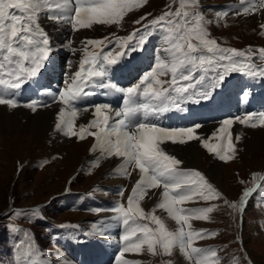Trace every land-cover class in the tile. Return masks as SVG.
Segmentation results:
<instances>
[{
	"label": "snow or ice",
	"instance_id": "snow-or-ice-1",
	"mask_svg": "<svg viewBox=\"0 0 264 264\" xmlns=\"http://www.w3.org/2000/svg\"><path fill=\"white\" fill-rule=\"evenodd\" d=\"M148 0H0V106L9 109L25 107L35 113L38 108L59 107L54 128L65 137H76L83 141L95 138L92 152L99 153L93 161L99 166L102 160L115 158L119 161L114 175L131 177L137 172L138 179L127 197L126 204L118 199L110 211L114 214L102 226L83 233V241L116 242L120 246L115 256L116 264H141L140 261L123 259L126 253L172 255L178 250L190 264H219L217 250L203 249L194 243L215 236L204 229L197 230L192 221H209L214 206L191 208L188 203L213 201L222 194L199 171L183 169L182 161L169 154L166 143L185 145L199 141L208 153L222 162L236 158L237 143L241 135L233 138V126L240 125L264 128V112L247 113L243 116L226 118L209 138L198 134L200 124L187 127H165L161 121L173 113H183L191 103L200 105L213 99L214 95L227 86L232 74L246 78L264 80V47L237 50L222 47L210 38L207 25L213 23L198 11L199 0H180L176 11H166L163 15L142 24L147 14L134 23L142 25L126 37L86 39L81 47L74 48L70 36L82 29L94 26L120 25L125 16L134 9L143 7ZM244 5L233 12L236 16H250L264 12V0H239ZM228 15V11L216 14L215 22ZM46 19L57 29L66 27L69 38L62 45L70 55L82 54L78 70L68 74L72 61L66 62V78L63 87L49 91L41 88L38 96L48 100L32 99L21 102L18 97L25 85L38 83L42 72L54 67L56 46L41 24ZM264 29V24L260 25ZM153 35L161 41L153 58L150 70L143 72L137 83L118 86L114 77L124 71L144 49ZM91 46L92 50H89ZM162 77H167L162 79ZM96 90H100L97 92ZM105 98L120 95L122 105L114 109L107 99L89 104L84 108L77 105L94 95ZM243 100L250 95L247 87L242 90ZM91 108L95 118L77 127V116ZM215 142H211L212 139ZM264 176L253 174V187L246 188L239 204L225 201L232 209L243 213L249 199L264 188ZM152 190H160L158 203L146 212L141 202ZM123 198L125 189L118 190ZM152 195H156L152 192ZM163 210L178 226L170 230L165 219L156 215ZM99 212L100 210H96ZM32 221L42 219L39 208L14 209L8 216ZM115 223L122 233L118 240L110 234L109 223ZM12 232H23L28 241L27 251L17 264H43L33 256V246L28 230L8 225ZM63 227V225L61 226ZM24 241L17 245L19 249ZM39 253H37L38 255ZM57 264H74V261L58 259ZM166 264H173L169 261ZM238 264V261H237Z\"/></svg>",
	"mask_w": 264,
	"mask_h": 264
},
{
	"label": "rangeland",
	"instance_id": "rangeland-1",
	"mask_svg": "<svg viewBox=\"0 0 264 264\" xmlns=\"http://www.w3.org/2000/svg\"><path fill=\"white\" fill-rule=\"evenodd\" d=\"M211 2H214V0H211ZM178 5V0H148L143 7L128 13L120 25L94 26L93 29H82L74 34L73 38L82 42L80 38L82 36H99L100 39H103L106 35L113 39L115 37H126L135 29L142 27V25L134 23L140 17L151 14L147 15V19L142 22V24H148L149 21L163 15L166 11H175ZM216 14L215 11L210 10L204 12V15L209 19H214ZM261 23L264 24V15L263 17L260 14L247 17L231 15L225 18L223 22L219 21V24H208L207 29L210 38L216 39L222 47H228V43L236 45L262 44L264 42V29L260 28ZM64 29L66 27L52 30L56 36L50 38L52 43L60 48L55 54L62 56L61 61L66 65V62L70 60L68 57L70 54L61 44ZM77 41H74V44H77ZM79 46L81 47V45ZM74 48L79 47L75 45ZM80 55V52L72 55L71 69H78ZM68 74H72V72L70 71ZM61 75V79L64 80L66 72L61 73ZM63 80H61L60 86L63 85ZM60 106L62 105H58V108ZM38 120H29L26 127L17 126L20 123L16 122L0 131V264H17V261L27 251L28 241L25 240L23 232H12L7 227L8 225H15L28 230L34 249L33 256L28 257V259L35 258L43 261V264H57L58 259H66L67 257L72 261L76 259L77 264H86V258L88 261L93 262H96L94 260L97 259L101 260L105 256L114 259L120 246L116 242L110 241L102 244V242H94L91 239L92 242L84 243L77 242V239L73 241V239L78 234L76 230L85 233L87 228L89 231L90 227L93 226L90 222L91 219H96V223L99 224L103 214L110 213L112 217L114 214L110 209L118 199L126 204L127 197L139 178L138 174L134 175L132 173L129 178L115 180L114 169L110 172L105 170V160H102L99 166L93 165L95 159L92 158V161L87 160V157L92 156L88 153V149H91L90 144H93L91 136L83 141L78 140L76 137H65L59 132L54 136L52 131L55 128H49L47 125L41 126ZM42 120L46 121L48 125L51 123L47 115ZM76 123L77 127L80 124H87L83 123L79 116H77ZM219 126L220 123L203 125L198 131L203 128L209 129V131L206 129L201 134V136L207 138L209 132ZM239 126L243 125L238 124L232 129L234 143H236L235 136L240 135L237 131L240 128ZM257 128L260 131L256 130L255 132L260 133V135L256 136L251 142H248L249 140L243 141L241 135V139L237 143L236 158L230 162L218 160L208 153L199 141H195L200 150L197 155L200 158L197 157L196 162L194 156L192 157L194 162H188L179 153H171L166 149L167 146H163L169 154L176 156L183 162L181 167H198L208 176V181L212 180L221 190V198L210 204V206H214V211L209 214L210 220L192 221L195 229L200 230L203 226L207 232L216 233L215 236H210L195 243L207 245L202 247L204 249L214 250H216L214 246L216 245L219 264H237V261L238 264H264V198L262 196L264 188L258 190V193L250 198H253V202L247 203L243 213L232 209L225 203V201H228L239 204L244 190L253 187V174L264 176V129ZM22 129L25 133H20ZM247 138L250 139V134ZM98 156L99 153L96 158ZM42 157L45 158L44 162L40 161ZM212 160L218 164L219 179H216L215 174L212 173V167L215 165V163L211 164ZM37 161L43 166L37 165ZM84 162H87V164L83 165ZM76 171L78 174H76ZM106 174L108 176L104 177ZM111 184H114V186H111ZM66 187H73L75 188L74 191L78 192L90 188L87 193L93 192L90 196L92 203L86 202L84 205L94 207V210L92 209V213L95 214L93 218L89 217L92 214L88 210L74 204L72 197L65 198V202L71 205L69 207L63 206L61 197L57 195ZM121 188L125 189L123 198H119L117 195L118 190ZM159 191L155 192L153 190L156 195H152V192H150L151 194L149 193L145 200L141 202V206L146 212H150L158 203L156 200ZM108 200L112 202L109 205L106 204ZM198 204L194 202L184 206L198 208ZM32 208H39L43 218H34L32 221L25 218H8L14 209ZM98 209L99 212L96 211ZM157 211L163 210L157 209ZM164 219L167 221L165 223L170 230H176L178 226L173 220L170 218ZM62 225L63 227H61ZM109 229L110 234L118 240L117 233H122V229L118 227H109ZM55 230L62 231V241L56 239L58 233ZM82 237H79V240L83 241L84 238ZM67 239L68 241L65 242ZM22 240L24 244L18 249L17 245ZM81 244L88 247L90 252L87 253L85 250H81ZM100 244L104 246V251L100 252ZM66 246L68 249H65ZM74 247L77 252L70 254L71 250H75ZM37 253L39 254L37 255ZM69 258L68 260H70ZM124 259L140 261L141 264H166L169 261L173 264H190L178 250H175L172 255L165 256H153L147 252L143 254L126 253ZM111 262L116 264L114 261Z\"/></svg>",
	"mask_w": 264,
	"mask_h": 264
},
{
	"label": "bare ground",
	"instance_id": "bare-ground-1",
	"mask_svg": "<svg viewBox=\"0 0 264 264\" xmlns=\"http://www.w3.org/2000/svg\"><path fill=\"white\" fill-rule=\"evenodd\" d=\"M234 3H235V0H234ZM258 14H260V16L263 17L264 12H261V13H258ZM258 14H255V15H258ZM54 28H55V26H54ZM30 93H31V91H29V94ZM58 110H59L58 105H52L51 107H45V108H38V110L35 113H33L30 109H27L25 107L24 108L23 107H18L16 109H9L7 106H0V131H3L2 129L4 127H8L9 125L11 126L13 123H16V122L20 123V125H17V126L26 127L28 125L27 123L29 122V120H37V119H39L38 121L40 122L41 126L47 125V127H49V128L52 127L54 129V125H55V121H56V117H57L56 113H57ZM90 114L91 113L89 111H81L80 114H79V118L82 119L83 122H86L87 119L89 118ZM46 115L51 120L50 125H48V123L46 121H43L42 120V118L45 117ZM238 124L239 123H236L233 126V128L236 125H238ZM37 129H39V128L37 127ZM206 129L207 128H203L202 130L198 131V134H200V135L203 134ZM262 129H264V128H262ZM207 130L209 131V129H207ZM256 130H259V128H251V127L241 126L237 131L240 133V135H242V140L243 141L249 140L248 142H251L256 136L260 135V133H256L255 132ZM22 132L25 133L23 129H22V131L20 133H22ZM251 132H253L252 135H251ZM263 133H264V131H263ZM56 134H57V131L56 130H53L52 131V135H56ZM249 134H250V139L247 138V136ZM257 144H258V142H257ZM259 144H260V142H259ZM163 146L164 147L167 146L166 149L168 151H171V153L172 152L173 153H179L188 162H194L192 160V157L193 156L195 157V162H196L197 157L200 158L199 156H197L200 150L197 147V142H195V141L194 142L192 141V142H190L188 144H185V146L179 145V144H172L170 142L169 143H166ZM104 163H105V170L107 172H110V171H113L112 169H115L118 166V163L119 162H118L117 159L112 158V159L105 160ZM214 163H215V165L212 167V173L215 174V178L216 179H219V174L220 173H219L218 167H217L218 164L215 161L212 160V163L211 164H214ZM181 168H184V167H181ZM133 173H134V175L137 174V172H133ZM107 176H108V174L104 175V177H107ZM119 179L121 180V177H118V176L115 177V180H119ZM154 191L155 192H158L159 190H154ZM151 192H153V190ZM70 254H73V252H70ZM68 258L69 257H67L66 260H68ZM68 261H72V259H70ZM73 261H74V264H77V262L75 260H73ZM108 263L109 262L107 261V262H105L103 264H108ZM110 264H112V263H110Z\"/></svg>",
	"mask_w": 264,
	"mask_h": 264
}]
</instances>
